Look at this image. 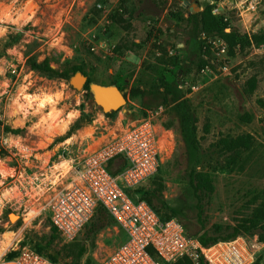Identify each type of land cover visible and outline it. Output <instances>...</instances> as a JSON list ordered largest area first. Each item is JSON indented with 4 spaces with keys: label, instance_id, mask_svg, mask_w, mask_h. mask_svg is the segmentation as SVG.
I'll return each mask as SVG.
<instances>
[{
    "label": "rangeland",
    "instance_id": "374dc122",
    "mask_svg": "<svg viewBox=\"0 0 264 264\" xmlns=\"http://www.w3.org/2000/svg\"><path fill=\"white\" fill-rule=\"evenodd\" d=\"M207 12L228 39L203 28ZM75 67L90 83L119 85L126 103L103 111L90 87L71 84ZM164 93L179 99L162 103ZM187 116L196 149L182 137ZM143 118L159 148L144 187L161 189L197 238L206 231L217 242L238 239L243 264H264V220L240 227L264 198V0H0V254L12 238L36 245L52 236L56 250L67 244L49 218L52 198L89 150ZM246 133L249 149L221 148L220 138ZM193 165L214 183L201 217L189 184ZM235 228L237 236L223 239ZM121 237L117 223L91 218L78 236L87 246L82 264H99Z\"/></svg>",
    "mask_w": 264,
    "mask_h": 264
},
{
    "label": "built area",
    "instance_id": "2783aa9c",
    "mask_svg": "<svg viewBox=\"0 0 264 264\" xmlns=\"http://www.w3.org/2000/svg\"><path fill=\"white\" fill-rule=\"evenodd\" d=\"M150 119L121 127L105 136L75 168L73 180L49 204V218L66 242L78 238L102 205L125 234L99 264H177L189 257L201 264H243V242L219 241L203 246L182 221L162 218L137 193L157 171L159 150ZM12 253V256L9 254ZM249 263V262H248ZM0 264H61L38 252L30 244L12 238L0 254Z\"/></svg>",
    "mask_w": 264,
    "mask_h": 264
},
{
    "label": "trees",
    "instance_id": "16d2710c",
    "mask_svg": "<svg viewBox=\"0 0 264 264\" xmlns=\"http://www.w3.org/2000/svg\"><path fill=\"white\" fill-rule=\"evenodd\" d=\"M205 15L206 16L204 17L203 28L207 32H213V33L219 34L225 39H228V37L231 34L224 31V25L221 24V21L217 17L212 15L210 12H207ZM31 65L33 68H36L50 76L57 73L56 70H54L51 66L46 65L44 62L35 61V62H31ZM77 70H81V69L79 67H75L72 69V72L77 71ZM64 75L68 77L69 76L68 71H66ZM90 82H91V79L88 78L84 86V89H87V90L89 89ZM178 99H179L178 94H172L170 98H168L167 94L165 93L161 95L162 103H171V102L177 101ZM112 113L113 112L109 114H112ZM246 118L251 119L249 115H246ZM183 125L184 126L182 130V137H183V140L186 146H190L196 149L197 146H196V141L194 138V133H195L194 124L188 117L186 120L185 119L183 120ZM79 127L80 125H77V126H73L72 128L76 129ZM7 130H9L12 133H19L21 131L20 128H8ZM253 142H254L253 136L248 133L240 134L235 137L226 136V137H222L219 139V144L221 145V148L224 151L235 152L238 155L240 154L242 150L249 149L253 145ZM3 152H4L3 149L0 147V153H3ZM230 160L233 164L237 163V160H235V158H230ZM239 165H240L239 169H241L242 164H239ZM189 184L198 199V204H197L198 217H201V214L203 212V208L201 205L203 193L214 191V183H213L212 177L208 172H205L203 170H196L195 165H193L189 172ZM127 191L130 194L137 193L139 195V198L146 200L162 218L164 219H169L172 217L178 218L177 210L166 202L165 198L163 197L161 193V189L159 188H155V189L148 188L147 189L144 186H141L135 190L127 189ZM94 216H96V218L100 221L101 220H104V221L112 220L113 222L117 223L115 219L108 213V211L102 205L97 206L93 217ZM263 220H264V198L260 206L257 208V210L253 213L251 217L245 220L242 219L240 227L244 230L255 228L258 225H260ZM90 221L88 222L87 225L90 224ZM87 225L85 226L84 229H86ZM184 225L186 226V224ZM53 228L55 232L57 233V235H59L57 229L54 226ZM186 228L188 227L186 226ZM120 230L122 233V237H121V241H122L125 239V234L121 228ZM239 233H240V229L235 228L233 233L225 236L223 239H230L231 237L237 236ZM192 234L195 235L194 233ZM197 234H198V239L200 240L203 246H209L211 244H214L219 239V236L209 234L206 231H204L202 234H199V233ZM44 239H46V237H44ZM81 241L83 240L76 238L73 241L67 242V244H65L63 247H61L58 250L52 247L53 245L52 236L49 237V239L46 241L45 244L37 243L36 245H32L31 243L25 242V241H22V244H30L38 252L45 255L46 257H48L54 262H58L61 264H82L81 259L87 252V246ZM9 256H12V253H10ZM200 263L204 264L203 258H201ZM177 264H196V263L192 261L189 257H183L177 262Z\"/></svg>",
    "mask_w": 264,
    "mask_h": 264
},
{
    "label": "water",
    "instance_id": "95a60500",
    "mask_svg": "<svg viewBox=\"0 0 264 264\" xmlns=\"http://www.w3.org/2000/svg\"><path fill=\"white\" fill-rule=\"evenodd\" d=\"M199 9V7H197ZM195 10V8H194ZM88 77L80 71L75 72L71 77V84L78 88H84ZM90 89L94 94V99L97 104L101 106L103 111L108 112L112 110H118V108L126 103V96L122 89L116 84H101L92 82L90 83ZM10 214V218L12 219Z\"/></svg>",
    "mask_w": 264,
    "mask_h": 264
},
{
    "label": "bare ground",
    "instance_id": "6f19581e",
    "mask_svg": "<svg viewBox=\"0 0 264 264\" xmlns=\"http://www.w3.org/2000/svg\"><path fill=\"white\" fill-rule=\"evenodd\" d=\"M32 216V215H30ZM12 219H15L17 216L16 215H11Z\"/></svg>",
    "mask_w": 264,
    "mask_h": 264
}]
</instances>
